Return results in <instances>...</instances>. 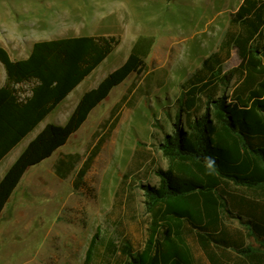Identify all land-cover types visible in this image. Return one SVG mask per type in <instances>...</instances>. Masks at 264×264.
<instances>
[{"label": "trees", "instance_id": "trees-1", "mask_svg": "<svg viewBox=\"0 0 264 264\" xmlns=\"http://www.w3.org/2000/svg\"><path fill=\"white\" fill-rule=\"evenodd\" d=\"M234 21L246 34L234 42L239 65L223 74L211 71L180 92L172 131L158 144L167 166L154 170L157 184L140 185L147 214L142 249L127 238L104 241L98 232L84 264H264V0H242ZM118 42L114 36L37 41L27 58L16 61L0 46L8 79L0 88V159ZM152 43L151 36H138L124 63L83 93L64 125L48 123L30 140L0 180V214L25 171L65 145L115 86L145 68ZM234 76L252 83L245 98L225 94ZM14 84H30V94L21 98ZM103 141L77 169L74 188L83 185ZM80 160L78 153L59 154L55 174L65 179Z\"/></svg>", "mask_w": 264, "mask_h": 264}, {"label": "rangeland", "instance_id": "rangeland-1", "mask_svg": "<svg viewBox=\"0 0 264 264\" xmlns=\"http://www.w3.org/2000/svg\"><path fill=\"white\" fill-rule=\"evenodd\" d=\"M64 2L126 12L129 24L114 27L110 35L119 40L116 50L140 35L151 36L153 43L145 68L115 86L59 150L58 155H81L75 170L65 179L44 165L28 173L0 216V264H84L98 232L104 241L127 238L141 250L147 214L140 185L157 184L154 170L167 166L158 144L172 131L176 98L211 71L223 74L237 67L234 42L246 37L234 21L242 0H0V37L8 38L10 30L30 32L33 18L27 13L37 8L35 29L43 36L56 16L63 15ZM13 12L26 14L9 17ZM251 87L245 77L234 76L225 94L230 100L245 98ZM102 137L83 185L74 188L77 169ZM32 173L39 175L28 184Z\"/></svg>", "mask_w": 264, "mask_h": 264}, {"label": "crops", "instance_id": "crops-1", "mask_svg": "<svg viewBox=\"0 0 264 264\" xmlns=\"http://www.w3.org/2000/svg\"><path fill=\"white\" fill-rule=\"evenodd\" d=\"M105 6L106 5L97 7L91 6L90 8L87 7L86 9V7L82 4L64 2L63 15L61 17L56 16L55 21L48 26L43 36H40V31L35 29L36 21H38L36 13L39 14V8L29 10L27 15H32L33 21L31 22V24L34 26L31 30H29L30 32L18 33L12 32L10 30L8 38H4L3 36L0 37V46L7 50L11 60L16 61L27 58L32 50L33 44L37 41L79 36L106 37L114 33V27L120 25L127 26L129 24L128 15H126V12L125 14H122L120 11L121 9H116L112 6ZM21 14L24 15L26 13L13 12L12 14H9V17H17ZM15 30L17 31V29ZM136 39L134 40L132 38L133 42L124 44L122 47H119L118 50L114 48L82 81H80V83H78L66 95V97L62 101H60L30 132H28L19 143L12 147L0 159V180L12 165V163L19 156V154L27 146L30 140H32L44 128L46 124L53 123L56 125H64L75 109L83 93L92 88H95L108 73L112 72L124 63ZM7 80L8 79L5 68L0 62V88L7 85ZM13 88L21 98L30 94V84H14ZM92 110L88 114V117L91 114ZM88 117L86 118V120L88 119ZM61 148L62 147H60L50 157L46 158L36 165L30 166L25 171L19 185L16 187L13 194L9 198L0 216L8 208V205L13 199L19 186L25 181L24 179L27 177L28 173L31 170L34 169L36 172L37 169L42 168L44 165L46 168L48 167V172H51L53 176L58 177L54 172L53 164L58 157V153ZM51 159L52 162H50L49 165H46V162ZM38 175L39 173H32V179L28 181V184L34 183L33 178Z\"/></svg>", "mask_w": 264, "mask_h": 264}]
</instances>
